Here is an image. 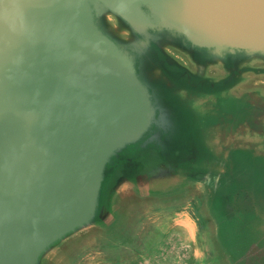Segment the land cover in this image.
I'll return each mask as SVG.
<instances>
[{
	"label": "water",
	"instance_id": "water-1",
	"mask_svg": "<svg viewBox=\"0 0 264 264\" xmlns=\"http://www.w3.org/2000/svg\"><path fill=\"white\" fill-rule=\"evenodd\" d=\"M181 254L264 264V0H0V264Z\"/></svg>",
	"mask_w": 264,
	"mask_h": 264
},
{
	"label": "rangeland",
	"instance_id": "rangeland-1",
	"mask_svg": "<svg viewBox=\"0 0 264 264\" xmlns=\"http://www.w3.org/2000/svg\"><path fill=\"white\" fill-rule=\"evenodd\" d=\"M169 213H170V211H169ZM177 260H179V261L177 262ZM185 260L186 259L182 260V254H181L179 257H176V260L170 259L169 257H168V259L165 258V260L163 261L162 264H182Z\"/></svg>",
	"mask_w": 264,
	"mask_h": 264
}]
</instances>
